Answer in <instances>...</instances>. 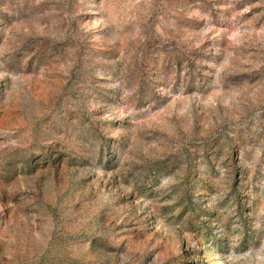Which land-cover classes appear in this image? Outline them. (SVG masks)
I'll use <instances>...</instances> for the list:
<instances>
[{
    "label": "rangeland",
    "instance_id": "rangeland-1",
    "mask_svg": "<svg viewBox=\"0 0 264 264\" xmlns=\"http://www.w3.org/2000/svg\"><path fill=\"white\" fill-rule=\"evenodd\" d=\"M0 264H264V0H0Z\"/></svg>",
    "mask_w": 264,
    "mask_h": 264
}]
</instances>
